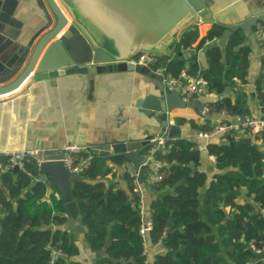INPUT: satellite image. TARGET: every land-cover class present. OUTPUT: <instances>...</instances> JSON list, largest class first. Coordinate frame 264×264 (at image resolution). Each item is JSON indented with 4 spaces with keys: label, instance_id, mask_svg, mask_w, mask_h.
Returning <instances> with one entry per match:
<instances>
[{
    "label": "trees",
    "instance_id": "16d2710c",
    "mask_svg": "<svg viewBox=\"0 0 264 264\" xmlns=\"http://www.w3.org/2000/svg\"><path fill=\"white\" fill-rule=\"evenodd\" d=\"M225 28L212 24L199 37L196 26L186 27L178 36L176 52L189 49L188 57H159L151 67H163L174 79L182 72L203 78L207 90L216 94L231 86L234 78L244 83L250 47L240 30L233 32L222 48L216 45L214 40ZM200 51L204 68L198 62ZM263 82L260 75L254 86L264 113ZM204 108L206 113L239 119L249 114L243 95L233 100L222 97L205 103ZM184 122L200 132L211 127L207 118L201 123L177 119L178 124ZM225 139L226 145L209 142L205 146L218 171L208 185L205 173L198 169L200 152L189 140L166 138L165 150L146 148L145 153L160 163V179L151 182V191L163 193L149 206L148 238L163 249L153 257V264H264L255 259V251L264 246V145L259 148L249 136ZM123 162L121 156H92L80 174L83 180L71 187L89 249L95 254L104 252L96 264H146L139 234L140 197L133 178L125 173L126 190L104 180ZM8 163L7 157H0V264H80L73 259L78 250L71 232L62 229L65 210L54 196L57 192L52 189L49 193L53 205L48 206L47 186L39 180L35 162L29 159L21 169H4ZM148 166L141 167L142 180ZM52 250L63 256L51 263Z\"/></svg>",
    "mask_w": 264,
    "mask_h": 264
},
{
    "label": "crops",
    "instance_id": "0c3cea01",
    "mask_svg": "<svg viewBox=\"0 0 264 264\" xmlns=\"http://www.w3.org/2000/svg\"><path fill=\"white\" fill-rule=\"evenodd\" d=\"M214 2L216 12L212 22L191 24L197 27L199 37L205 35L212 24H236L240 13H247L264 5V0ZM47 16H50V12L44 0H0V38L9 40V47L11 44L22 46L45 24ZM3 42L5 41L0 40V43ZM6 53V50L0 49V70L6 63ZM182 54H185L184 58L188 57L187 51ZM173 56H176V52L166 57ZM198 62L201 67H205L202 51L199 52ZM260 75L264 76V52L256 43L254 47H250L244 83L237 80L221 94L207 90L192 100L203 101L204 107L205 103L222 97L233 100L236 96L243 95L249 110L246 117H262L264 113L261 111L254 86L256 78ZM159 77L161 76L151 67H134L133 71L110 72L86 78L78 75H59L34 82L28 78L15 91L0 96V154L18 150H61L67 144L90 148L99 144L146 139L154 143L152 140L158 137L160 132L159 125L153 118L142 114L137 109L136 102L148 92L154 94L164 87L163 82H159ZM178 118L192 119L196 123H201L203 118H207L211 125L217 120L236 121L239 118L224 113H206L204 116H198L191 108L176 109L169 114V122L179 127L180 138L192 142L195 149L196 146L204 147L197 149L200 152L198 169L205 173L208 185L218 171L214 162L209 159L205 148L207 142L198 136L200 131L192 129L188 122L178 124ZM246 136L259 148L264 145L262 134H251L241 128L230 134L229 138L237 141ZM258 137L261 139H257ZM225 141L226 139H212L209 142ZM152 147L157 148L155 143ZM144 155L149 157V153ZM125 163L124 160L121 166L115 167L114 175L109 174L104 180L106 184L113 183L115 188L126 190L125 173L133 178L135 190L140 197L141 220L144 222L149 218L150 203L163 194H155L150 188L151 182L155 180L154 164L157 162L149 160V170L144 180L139 177L142 168L136 175H131ZM52 191L47 188L45 195L46 204L50 207L53 203L48 195ZM54 196L59 198L58 193ZM67 222L68 218L63 226ZM69 231L78 250L73 259L80 264H96L97 257L104 252L95 254L89 249L80 218ZM143 248L146 264H153V257L163 251L160 243H150L148 234Z\"/></svg>",
    "mask_w": 264,
    "mask_h": 264
},
{
    "label": "water",
    "instance_id": "95a60500",
    "mask_svg": "<svg viewBox=\"0 0 264 264\" xmlns=\"http://www.w3.org/2000/svg\"><path fill=\"white\" fill-rule=\"evenodd\" d=\"M50 16L28 41L19 46L0 38V49L6 50L4 67L0 70V96L15 91L26 79L40 81L59 75L81 78L110 72L133 71L127 61L139 54L170 56L176 52L179 34L193 23L213 21L214 0H44ZM264 24V5L239 14L236 24L226 26L214 40L224 46L233 32L240 30L247 45H256V23ZM216 24V23H215ZM178 59L185 54L176 52ZM159 82L162 83L161 77ZM92 85V80L89 81ZM137 109L159 125V137L180 138L179 127L169 122L176 109L191 108L198 116L205 111L203 101H185L179 86L171 91L165 87L157 93H147L136 102ZM264 137V132L262 133ZM225 145L227 142H223ZM148 139L114 144H99L88 148L92 156H121L131 175L149 165L144 155ZM63 150H44L39 180L54 189L63 203L68 222L63 230H71L79 221L76 202L71 192L74 182L82 181L62 164ZM16 169V168H15ZM196 170V168H193ZM130 204L129 201L126 202ZM165 237V236H164ZM264 261V251L255 254Z\"/></svg>",
    "mask_w": 264,
    "mask_h": 264
},
{
    "label": "built area",
    "instance_id": "2783aa9c",
    "mask_svg": "<svg viewBox=\"0 0 264 264\" xmlns=\"http://www.w3.org/2000/svg\"><path fill=\"white\" fill-rule=\"evenodd\" d=\"M256 42L259 48L264 52V24L256 23ZM210 42H206L205 45H209ZM186 51H189L187 49ZM159 57L149 54H139L129 59L127 63L133 65L134 67H148L150 68L152 64L157 62ZM152 68V67H151ZM154 72L161 76L164 87L167 91H171L175 86H179V95L185 101L192 100L194 97L200 96L207 91V82L203 78H192L187 76L185 73H180L177 79L172 78L169 74L164 73L163 67H156ZM233 81H237L236 78ZM203 116L206 111H201ZM244 129L247 132L255 135H261L264 132V116L258 118H248L237 119L236 121H221L217 120L211 125L210 129L207 131L199 132L198 136L205 142H209L212 139H225V137L230 136L237 129ZM165 137H156L152 141L155 143L158 149L165 150ZM198 150L203 149L202 146H196ZM62 154V164L71 173L81 174V172L87 168L92 158L89 153V149L86 146H79L77 144H67L61 149ZM37 151L35 150H18L12 152H5L0 154V157H7L9 160L8 165L4 169L17 168L21 169L23 163L26 160H33L37 167L40 169L41 159L37 157ZM149 160L152 158L149 156ZM209 159L214 162V158L209 156ZM160 163L154 164L155 170V180H159L160 176L157 174V168ZM1 170V165H0ZM151 230V219L147 218L146 221H142L139 226V234L143 238V246L145 244L146 236ZM264 251V246L260 250H256L255 253H260ZM57 256H63L60 251L52 250L51 259L52 263L54 258Z\"/></svg>",
    "mask_w": 264,
    "mask_h": 264
}]
</instances>
